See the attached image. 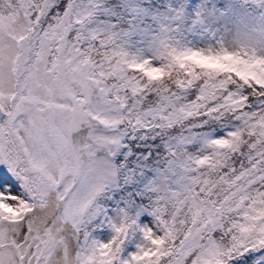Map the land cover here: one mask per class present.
<instances>
[{
  "label": "snow or ice",
  "instance_id": "obj_1",
  "mask_svg": "<svg viewBox=\"0 0 264 264\" xmlns=\"http://www.w3.org/2000/svg\"><path fill=\"white\" fill-rule=\"evenodd\" d=\"M0 264H264V0H0Z\"/></svg>",
  "mask_w": 264,
  "mask_h": 264
}]
</instances>
